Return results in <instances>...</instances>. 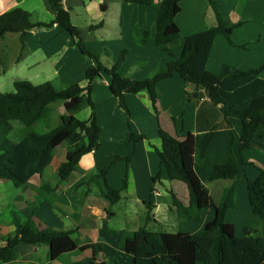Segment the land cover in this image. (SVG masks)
Wrapping results in <instances>:
<instances>
[{
  "label": "crops",
  "instance_id": "1",
  "mask_svg": "<svg viewBox=\"0 0 264 264\" xmlns=\"http://www.w3.org/2000/svg\"><path fill=\"white\" fill-rule=\"evenodd\" d=\"M160 1L156 0L151 6L125 0H63V4L71 10L72 23L80 31L87 48L97 54L105 66L112 67L126 52L121 71L134 79H144L151 76L159 64H165L170 59L169 54L154 40L140 43L134 33L136 26H152L158 17ZM216 1L228 25L240 21L245 24L234 29L236 46L230 45L224 36L215 39L208 69L220 73L223 64L244 70L261 66L264 63V1ZM180 4L181 11L176 16V22L183 38L215 25L216 16L209 0H182ZM16 8L30 12L34 23L54 20L46 0H0V15ZM100 23L101 27L91 29L92 25ZM3 41L13 42L17 53L7 60L9 43L0 48L1 79H6L11 73L13 85L17 80H28L36 84L50 81L59 90L73 84L87 86L85 71L95 61L84 56L74 38L58 24L35 27L23 35L10 33L0 38V43ZM241 45L247 47L241 48ZM182 49L183 41L170 48L176 55ZM146 62L148 65L143 67ZM20 75L27 78L20 79ZM260 77L264 79V71ZM110 83L111 77L104 75L95 81L92 89L101 128L100 145L82 156L78 168L68 180L60 182L58 175V168L66 157L67 142L58 148L53 161L54 171L47 170L43 175H36L6 193L1 186L11 180L0 179V248L6 244L7 237L16 233L15 216L24 221L33 213L39 229L71 231L79 246L103 244L104 251L96 257L99 263L108 264L115 258L118 264H132L133 257L126 253L122 241L140 227L146 226L152 231L197 234L215 219L216 211L211 208L204 209L201 222L179 219L174 207L175 197L187 203L188 189L182 182L170 180L161 165L158 149H162L160 130L174 136L193 133L201 142L207 127L216 120L217 114H212L216 110L205 108L198 124L200 104L188 101L187 94L191 89L179 75H175L158 85L159 113L153 110L146 91L128 94L126 100L131 112L128 119L126 110L112 94ZM60 102V106L64 107V102ZM81 111V116L75 114L77 118L86 120L91 116L92 108L86 98L77 112ZM63 113L61 111L60 116ZM230 123V127L216 131L204 162L195 166L216 204L221 202L229 182H211L208 180L209 173L225 160L233 135L235 153L241 145L242 124L236 118H231ZM200 124L201 127L198 126ZM132 133L139 140L133 139ZM142 135L145 137L141 138ZM244 158L245 163L240 165L236 178V207L227 215V221L234 225L238 237L245 236V227L260 228L261 225L260 216L250 206L247 179H256L260 168H264V151L247 149ZM106 167H109V183L123 190L122 199L115 204L102 195L96 184L87 185L90 174H98ZM160 171L161 179L154 182ZM56 185L59 186L54 190ZM5 195L7 197H3ZM149 201L153 203L150 214ZM9 208L10 215L3 220V211ZM105 228L111 232L108 233ZM17 252L18 259L12 264H77L92 256L91 250L76 251L53 261L47 245L29 244L19 245Z\"/></svg>",
  "mask_w": 264,
  "mask_h": 264
},
{
  "label": "trees",
  "instance_id": "2",
  "mask_svg": "<svg viewBox=\"0 0 264 264\" xmlns=\"http://www.w3.org/2000/svg\"><path fill=\"white\" fill-rule=\"evenodd\" d=\"M128 3L151 6L156 0H125ZM182 0H161L156 21L149 28L136 26L134 33L140 43L154 40L157 46L169 54L165 64H159L156 71L144 79H134L121 71L126 52L112 66H105L100 57L91 52L80 31L72 23L71 10L66 8L63 0H46L48 9L54 14L50 23L32 22V14L22 8H16L0 15V38L10 33L25 34L35 27H47L58 24L75 40L81 53L95 61L85 71L87 86L73 84L59 90L52 82L34 84L28 80L14 82V93L0 92V179L11 180L20 187L36 175H43L53 163L58 148L67 142L65 160L58 168L60 182L69 179L78 168L83 155L97 149L100 145L101 128L95 112L92 89L95 81L104 76L111 77L110 90L118 99L119 105L126 110L130 119V108L126 100L128 94L146 91L152 108L159 113L158 85L161 81L179 75L191 89L188 101L194 100L199 106V116L205 108H212L216 120L207 127L201 142L193 133L181 136L171 135L160 130L162 149H158L161 165L171 181L182 182L188 189V202L182 203L175 197V210L182 221H202L203 211L211 208L216 217L209 222L204 231L197 234L165 230L152 231L146 226L140 227L133 234L126 236L122 245L127 254L133 257L132 264H264V168H260L259 176L247 179L249 202L252 211L261 218L260 228L245 227V236L238 237L235 227L227 221L228 212L236 207V180L241 164L245 163L244 151L260 149L264 151V79L260 74L264 71V63L257 68L239 69L230 64H223L220 73L208 69V61L215 39L224 36L230 45L233 41L234 29L245 24L240 21L228 25L222 15L217 1L209 0L210 7L216 16L215 25L205 30L182 37L176 16L181 11ZM264 1V0H250ZM102 24L92 25L91 29ZM183 41V49L179 55L170 48ZM246 48V45H241ZM195 87L192 88L191 84ZM88 99L92 108L91 116L82 120L75 113L80 110L84 99ZM64 102V113L61 123L47 133L32 130L35 123L52 119L54 102ZM221 105V106H220ZM220 106V107H219ZM236 118L242 124L241 145L238 153L234 151L235 136L229 147L225 160L218 163L209 173L211 182L228 181L222 200L216 204L208 187L204 185L196 171V163H203L216 131L230 127V119ZM219 119V120H218ZM22 127H15V125ZM201 127V124L198 125ZM16 129L18 139L12 141L10 133ZM145 136H141L143 138ZM132 138H136L132 133ZM106 167L98 174H90L87 185L96 184L102 195L115 204L122 199V189L114 188L108 181ZM160 171L154 182L161 179ZM59 185L53 186L56 190ZM149 214L153 203L147 202ZM150 216V215H149ZM17 227L14 236L6 238V244L0 248V264H12L18 259L17 247L21 244L47 245L49 257L56 260L60 256L76 251H92V256L77 264L99 263L97 255L104 251L101 243H90L79 246L72 237L71 231L54 228L39 229L34 214L26 220L15 216ZM105 230L110 233L108 228ZM108 264H118L112 258Z\"/></svg>",
  "mask_w": 264,
  "mask_h": 264
},
{
  "label": "rangeland",
  "instance_id": "3",
  "mask_svg": "<svg viewBox=\"0 0 264 264\" xmlns=\"http://www.w3.org/2000/svg\"><path fill=\"white\" fill-rule=\"evenodd\" d=\"M9 43V46H8V57H7V60L11 58L12 55H16L17 51L15 50L14 46H13V42H10V41H3L2 43H0V48L2 49L3 45H5V43ZM162 48V47H161ZM161 50V49H159ZM1 51L0 50V59H1ZM152 58H154V55H151ZM1 62V61H0ZM148 65V63H144L143 64V67H146ZM2 66V65H0ZM7 78L5 79H1L0 78V81L2 82V84L0 85V92L2 93H14L15 92V88H14V85L12 83V77H11V73H8ZM20 79H25L27 77L25 76H21L20 75ZM36 84V83H34ZM60 101L58 102H54L52 103L51 107L53 109V113H52V119H51V122L47 123L45 122L44 120H40L38 121L37 123H35L32 127V130L37 132V133H47L49 132L50 130L56 128L57 126L60 125L61 123V120H60V113L61 111L64 112V107L60 106ZM77 116H81V114H83V111H81V113L77 112L75 113ZM127 115V113H126ZM15 127H22L21 125H15ZM9 138L14 142L18 139V135L16 133V129H14L10 135H9ZM63 148V147H61ZM54 168V163L53 165L51 164L49 169H48V172H52L54 171L53 170ZM181 183V182H180ZM183 184L184 186H186L184 183H181ZM17 187L12 181H9V183H6V184H3L1 187L2 189L4 190V192L6 193L8 189L12 188V187ZM3 197H7V195L3 196ZM11 208L9 209H5L3 211V215H2V219L5 220L9 215H10V211Z\"/></svg>",
  "mask_w": 264,
  "mask_h": 264
},
{
  "label": "water",
  "instance_id": "4",
  "mask_svg": "<svg viewBox=\"0 0 264 264\" xmlns=\"http://www.w3.org/2000/svg\"><path fill=\"white\" fill-rule=\"evenodd\" d=\"M191 87H192V88H194V87H195V84H194V83H192V84H191Z\"/></svg>",
  "mask_w": 264,
  "mask_h": 264
}]
</instances>
